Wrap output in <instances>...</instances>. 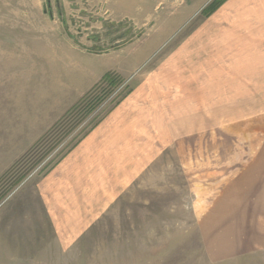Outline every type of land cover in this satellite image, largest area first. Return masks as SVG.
I'll return each instance as SVG.
<instances>
[{
  "label": "rangeland",
  "instance_id": "374dc122",
  "mask_svg": "<svg viewBox=\"0 0 264 264\" xmlns=\"http://www.w3.org/2000/svg\"><path fill=\"white\" fill-rule=\"evenodd\" d=\"M207 3L0 0V264H264L236 207L255 120L217 110L192 47L181 85L159 75ZM121 104L143 158L97 191L63 166Z\"/></svg>",
  "mask_w": 264,
  "mask_h": 264
},
{
  "label": "crops",
  "instance_id": "0c3cea01",
  "mask_svg": "<svg viewBox=\"0 0 264 264\" xmlns=\"http://www.w3.org/2000/svg\"><path fill=\"white\" fill-rule=\"evenodd\" d=\"M206 5L201 6V10ZM197 33L198 42L194 40V35L191 41H188V38L184 40L181 49L166 61L159 75L161 80L170 81V87L181 85V78H184L182 68L185 69L188 65V47H192L191 51L195 50L196 54L199 52L200 56L198 78L203 82L202 88L205 87L207 92L209 89H215L217 110L250 113L248 120H255L253 125H256V131L261 134L246 137L251 144V162L248 163L247 172L249 178L243 179L241 183L244 185L246 198L241 201L239 197L240 203H237L236 207L239 209L240 218L244 219L243 222L252 230L249 240L258 239L259 234V242L255 243L259 249H263L264 0H224L210 15L202 16ZM163 74L166 76L163 77ZM186 85L185 82L184 86ZM123 110L122 104L114 108L80 142L73 152L78 154L77 165L73 155V165L66 163L63 166L67 169L77 167L84 174L85 170L90 169L89 174L97 177L94 182L97 191L106 186L108 177L124 175L135 167L133 161L138 163V160L143 158L138 156V153L143 151L140 150L142 147L139 146L138 138L141 134L139 125L145 120L137 115L130 116ZM152 115L147 113L149 118ZM254 223L260 228L259 231L252 228Z\"/></svg>",
  "mask_w": 264,
  "mask_h": 264
},
{
  "label": "trees",
  "instance_id": "16d2710c",
  "mask_svg": "<svg viewBox=\"0 0 264 264\" xmlns=\"http://www.w3.org/2000/svg\"><path fill=\"white\" fill-rule=\"evenodd\" d=\"M224 0H212L208 5H206L202 10H201V15L202 16H208L210 15L213 11H215L218 6H220V4L223 2ZM120 78L119 77H115L114 79V75L111 71L109 72H106L102 78L100 79V82L99 83H102V82H107V84L109 86H112L113 84L117 83V81H119ZM98 85V84H97ZM96 87V86H95ZM94 87V88H95ZM93 90V89H92ZM91 90V91H92ZM91 91L87 94H85L82 99L80 100V102L82 101H86L87 98H89V96L91 95ZM77 105V104H76ZM76 105L74 107H76ZM57 124V123H56ZM56 124L54 125V127L56 126Z\"/></svg>",
  "mask_w": 264,
  "mask_h": 264
}]
</instances>
